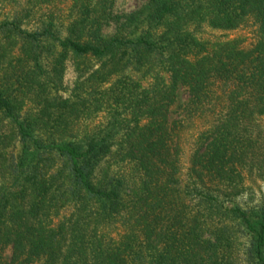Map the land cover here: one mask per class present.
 I'll return each instance as SVG.
<instances>
[{"label":"trees","instance_id":"obj_1","mask_svg":"<svg viewBox=\"0 0 264 264\" xmlns=\"http://www.w3.org/2000/svg\"><path fill=\"white\" fill-rule=\"evenodd\" d=\"M111 6L23 0L0 21V264H264L246 185H264V0ZM248 21L245 48L201 35Z\"/></svg>","mask_w":264,"mask_h":264},{"label":"rangeland","instance_id":"obj_2","mask_svg":"<svg viewBox=\"0 0 264 264\" xmlns=\"http://www.w3.org/2000/svg\"><path fill=\"white\" fill-rule=\"evenodd\" d=\"M145 0H112V6H111V14L112 15H121V14H126L135 8H137L140 4H142ZM23 0H5L4 2H0V21L3 20L4 18H8L11 13H13L15 10L18 9V7L21 5ZM68 5V1L65 3L59 5V8L63 11ZM112 27L110 26L109 28L105 29L104 35L110 36L112 35ZM253 31H254V26L251 25V22H246L243 26L237 28L234 31L231 32H217V31H210L206 28H203L201 31V35L205 39H223L224 37L230 39V38H238L241 40V46L243 48L247 47L249 44L252 43L254 37H253ZM16 49L17 45L12 46L11 48V53L13 57L16 56ZM12 60V66L15 65L14 60ZM92 64V63H90ZM94 64V63H93ZM17 65V64H16ZM17 67V66H16ZM92 67L95 68V65ZM62 73L60 76V79L58 80L59 82L57 83V88H56V93L59 95L61 98H66L70 94L71 90L73 89L74 85L78 83V80L80 79L77 75V73L74 72L73 68V61L70 59H65L63 64H62ZM25 101L23 102L22 105V110L21 111H32V109H35V104L32 102V100L29 98V95L25 96ZM185 100V94L181 91L178 94V99L170 108V113H169V120L176 121V106L183 103ZM101 115H98V117L90 122H86L88 124L87 128H89L92 125H95L98 121H100ZM82 125V121L79 123H76V126L80 129ZM193 133L192 128L186 130L183 134L182 141H183V147L184 149L186 148V143L189 141V136ZM246 185L251 186L252 194H251V201L254 202L257 197H259V193L263 191L264 185L263 183L259 181H250L247 182ZM247 199V197H245ZM9 256V251L5 252V257L7 258Z\"/></svg>","mask_w":264,"mask_h":264}]
</instances>
